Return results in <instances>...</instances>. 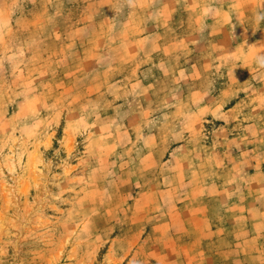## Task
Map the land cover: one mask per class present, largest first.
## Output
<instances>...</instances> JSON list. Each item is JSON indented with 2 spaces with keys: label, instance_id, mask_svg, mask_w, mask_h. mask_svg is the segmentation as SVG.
I'll return each mask as SVG.
<instances>
[{
  "label": "rangeland",
  "instance_id": "374dc122",
  "mask_svg": "<svg viewBox=\"0 0 264 264\" xmlns=\"http://www.w3.org/2000/svg\"><path fill=\"white\" fill-rule=\"evenodd\" d=\"M0 264H264V0H0Z\"/></svg>",
  "mask_w": 264,
  "mask_h": 264
}]
</instances>
